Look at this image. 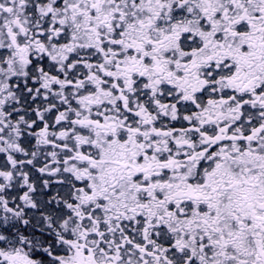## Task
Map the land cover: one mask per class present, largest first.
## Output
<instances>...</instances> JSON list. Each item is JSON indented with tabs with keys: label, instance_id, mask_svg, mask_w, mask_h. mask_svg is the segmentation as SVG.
Instances as JSON below:
<instances>
[{
	"label": "snow or ice",
	"instance_id": "obj_1",
	"mask_svg": "<svg viewBox=\"0 0 264 264\" xmlns=\"http://www.w3.org/2000/svg\"><path fill=\"white\" fill-rule=\"evenodd\" d=\"M0 264H264V0H0Z\"/></svg>",
	"mask_w": 264,
	"mask_h": 264
}]
</instances>
